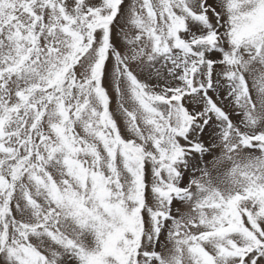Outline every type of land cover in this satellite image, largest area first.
I'll use <instances>...</instances> for the list:
<instances>
[{
    "label": "snow or ice",
    "instance_id": "obj_1",
    "mask_svg": "<svg viewBox=\"0 0 264 264\" xmlns=\"http://www.w3.org/2000/svg\"><path fill=\"white\" fill-rule=\"evenodd\" d=\"M0 264H264V0H0Z\"/></svg>",
    "mask_w": 264,
    "mask_h": 264
}]
</instances>
